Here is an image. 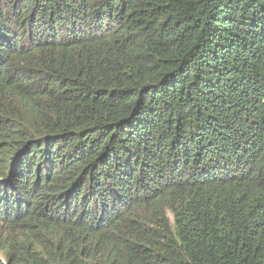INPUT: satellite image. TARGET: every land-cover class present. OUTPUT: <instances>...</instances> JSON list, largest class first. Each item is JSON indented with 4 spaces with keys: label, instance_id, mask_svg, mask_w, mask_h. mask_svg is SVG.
Here are the masks:
<instances>
[{
    "label": "trees",
    "instance_id": "trees-1",
    "mask_svg": "<svg viewBox=\"0 0 264 264\" xmlns=\"http://www.w3.org/2000/svg\"><path fill=\"white\" fill-rule=\"evenodd\" d=\"M0 264H264V0H0Z\"/></svg>",
    "mask_w": 264,
    "mask_h": 264
}]
</instances>
